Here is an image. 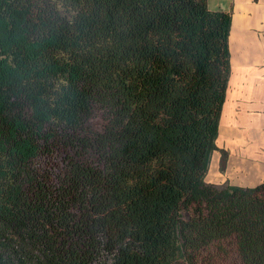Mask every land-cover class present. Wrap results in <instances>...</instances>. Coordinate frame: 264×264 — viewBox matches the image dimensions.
Instances as JSON below:
<instances>
[{
    "label": "trees",
    "instance_id": "1",
    "mask_svg": "<svg viewBox=\"0 0 264 264\" xmlns=\"http://www.w3.org/2000/svg\"><path fill=\"white\" fill-rule=\"evenodd\" d=\"M229 25L206 0H0V264H264V177L204 179Z\"/></svg>",
    "mask_w": 264,
    "mask_h": 264
},
{
    "label": "crops",
    "instance_id": "2",
    "mask_svg": "<svg viewBox=\"0 0 264 264\" xmlns=\"http://www.w3.org/2000/svg\"><path fill=\"white\" fill-rule=\"evenodd\" d=\"M206 5L230 15V70L215 140L218 149L204 179L253 186L264 177V0H206ZM219 148L227 151L223 170Z\"/></svg>",
    "mask_w": 264,
    "mask_h": 264
},
{
    "label": "rangeland",
    "instance_id": "3",
    "mask_svg": "<svg viewBox=\"0 0 264 264\" xmlns=\"http://www.w3.org/2000/svg\"><path fill=\"white\" fill-rule=\"evenodd\" d=\"M219 171V170H218ZM174 264H182L181 262H175Z\"/></svg>",
    "mask_w": 264,
    "mask_h": 264
}]
</instances>
